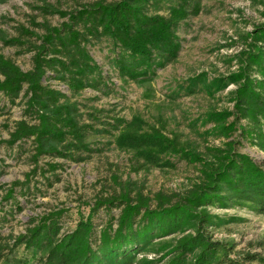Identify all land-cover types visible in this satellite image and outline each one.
<instances>
[{
	"label": "trees",
	"instance_id": "1",
	"mask_svg": "<svg viewBox=\"0 0 264 264\" xmlns=\"http://www.w3.org/2000/svg\"><path fill=\"white\" fill-rule=\"evenodd\" d=\"M36 8L62 20L50 24L31 18L32 28L19 26L15 37L0 29L4 45L31 52L28 70L0 54V94L10 103L23 100V118L0 144L12 147L31 140L34 167L25 181L37 170L54 173L60 166L49 162L41 172L37 161L43 156L80 162L98 152L89 139L93 136H110L117 149L130 153L132 171L173 168L177 160L197 165L199 176L184 190L151 194L140 182L112 176L113 191L97 195L71 229L63 228L66 209L54 207L29 219L17 235L0 233V264H264L263 255L235 251L210 231L236 220L210 208L244 207L264 215V158L241 150L249 145L264 153V22L242 36L240 49L231 56L234 70L212 78L201 72L174 89L211 97L233 86L227 91L230 107L208 108L199 119L202 127L208 126L200 134L221 143L198 149L139 115L127 119L96 107L84 111L73 97L86 88L113 86L89 51L103 41L106 64L122 82H150L177 58L180 28L200 13L201 0H93L70 10L48 3ZM49 78L65 85L68 94L49 85ZM17 186L28 189L16 181L5 189L0 204L13 199ZM100 209L105 218L96 222ZM19 248L29 258L19 257Z\"/></svg>",
	"mask_w": 264,
	"mask_h": 264
},
{
	"label": "rangeland",
	"instance_id": "2",
	"mask_svg": "<svg viewBox=\"0 0 264 264\" xmlns=\"http://www.w3.org/2000/svg\"><path fill=\"white\" fill-rule=\"evenodd\" d=\"M90 1L93 0H4L0 2V29L7 37H15L19 26L31 27V18L37 22L59 23L62 19L57 14L42 15L39 12L36 7L42 3L70 10ZM201 4L200 13L187 19L180 28L181 49L177 58L158 69L150 82H122L106 64L107 48L103 41L92 45L89 51L93 59L107 70L106 79L113 82V86L109 90L98 91L86 88L73 98L85 106L84 111L96 107L102 109L105 115L127 119L139 115L147 123L163 127L166 133H174L181 142H189L198 149H202L205 143L219 145L220 139L200 134L208 126L202 127L199 119L208 108L230 107L227 91L233 86L211 97L203 93L186 96L174 92V89L178 83L201 72L212 78L234 70L236 65L231 56L240 49L242 36L252 25L264 22V0H201ZM35 30L38 31L37 28ZM0 54L22 70L31 68V52L24 48L4 45L0 41ZM46 82L68 94L62 83L51 78ZM0 106H3L0 110L2 141L8 139L14 122L23 118V100L19 97L10 103L0 94ZM89 139L100 148L98 152L80 162L43 156L37 161L41 172L49 162L60 163V166L54 173L43 174L37 170L27 181L26 174L34 167L30 157L31 140L17 142L12 147L0 144V200L5 189L16 181L25 182L28 188L20 190L17 186L13 199L0 204V233L3 237L23 232L29 219L54 207L66 209L62 218L63 228L71 229L79 217L88 214V204L97 195L113 191L110 179L115 175L142 183L150 194L159 189L184 190L199 176L197 165L177 160H174L173 168L144 167L138 172L132 171L130 153L117 149L110 142V136ZM241 150L252 157L264 158V153L254 146L243 145ZM210 210L225 219H236L211 228L214 238L233 245L235 251L256 252L264 256L263 214L244 207ZM112 212L117 214L118 210L112 209ZM101 218H105L104 209L97 212L96 222ZM17 253L19 257L26 255L29 258L22 248ZM144 256L150 259L153 254L145 253Z\"/></svg>",
	"mask_w": 264,
	"mask_h": 264
}]
</instances>
